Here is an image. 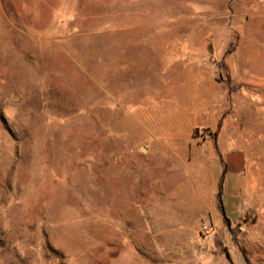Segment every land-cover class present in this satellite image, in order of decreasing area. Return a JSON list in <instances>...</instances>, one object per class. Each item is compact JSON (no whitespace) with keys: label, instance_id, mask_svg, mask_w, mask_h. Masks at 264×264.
Masks as SVG:
<instances>
[{"label":"rangeland","instance_id":"rangeland-1","mask_svg":"<svg viewBox=\"0 0 264 264\" xmlns=\"http://www.w3.org/2000/svg\"><path fill=\"white\" fill-rule=\"evenodd\" d=\"M262 83L264 0H0V264H189L166 133L240 131Z\"/></svg>","mask_w":264,"mask_h":264},{"label":"crops","instance_id":"crops-1","mask_svg":"<svg viewBox=\"0 0 264 264\" xmlns=\"http://www.w3.org/2000/svg\"><path fill=\"white\" fill-rule=\"evenodd\" d=\"M205 108L200 105L167 131L169 146L162 153L182 169L176 180L191 189L197 219H206L214 231L188 262L247 264L245 257L250 264H264V116L242 111L239 131L230 121L237 117L205 118ZM197 127L207 128L212 137L197 143ZM178 230L173 234L183 229Z\"/></svg>","mask_w":264,"mask_h":264},{"label":"built area","instance_id":"built-area-1","mask_svg":"<svg viewBox=\"0 0 264 264\" xmlns=\"http://www.w3.org/2000/svg\"><path fill=\"white\" fill-rule=\"evenodd\" d=\"M214 236V231L213 229L209 226V225H202L199 229V233H198V237L203 240V241H207L211 238H213ZM193 254L195 256L198 255L197 251H193Z\"/></svg>","mask_w":264,"mask_h":264},{"label":"trees","instance_id":"trees-1","mask_svg":"<svg viewBox=\"0 0 264 264\" xmlns=\"http://www.w3.org/2000/svg\"><path fill=\"white\" fill-rule=\"evenodd\" d=\"M244 259H245V261H246L247 264H250V263L248 262V260H247L245 257H244Z\"/></svg>","mask_w":264,"mask_h":264},{"label":"bare ground","instance_id":"bare-ground-1","mask_svg":"<svg viewBox=\"0 0 264 264\" xmlns=\"http://www.w3.org/2000/svg\"><path fill=\"white\" fill-rule=\"evenodd\" d=\"M240 169V168H239Z\"/></svg>","mask_w":264,"mask_h":264}]
</instances>
